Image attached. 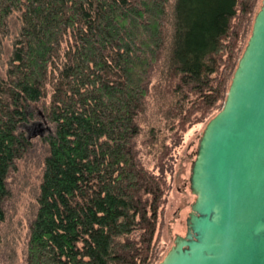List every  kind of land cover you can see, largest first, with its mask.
<instances>
[{
	"label": "trees",
	"instance_id": "16d2710c",
	"mask_svg": "<svg viewBox=\"0 0 264 264\" xmlns=\"http://www.w3.org/2000/svg\"><path fill=\"white\" fill-rule=\"evenodd\" d=\"M172 1L0 0V30L15 11L23 23L0 79V223L9 179L32 145L21 128L39 115L35 105L55 125L26 264L156 261L167 163L159 156L149 169L137 143L154 75L165 57L163 88L173 98L165 117L178 146L179 132L223 108L259 3L174 0L170 12Z\"/></svg>",
	"mask_w": 264,
	"mask_h": 264
},
{
	"label": "water",
	"instance_id": "95a60500",
	"mask_svg": "<svg viewBox=\"0 0 264 264\" xmlns=\"http://www.w3.org/2000/svg\"><path fill=\"white\" fill-rule=\"evenodd\" d=\"M190 190L187 232L159 264H264V0L199 141Z\"/></svg>",
	"mask_w": 264,
	"mask_h": 264
},
{
	"label": "rangeland",
	"instance_id": "374dc122",
	"mask_svg": "<svg viewBox=\"0 0 264 264\" xmlns=\"http://www.w3.org/2000/svg\"><path fill=\"white\" fill-rule=\"evenodd\" d=\"M173 3L174 0L169 6L170 12ZM261 6L262 0H259L251 22L241 34L242 54L251 37L254 19ZM171 22L172 18L167 25L170 35L173 31ZM22 26L21 12L15 11L9 16L6 29L0 30V79L7 77L9 63ZM70 41L67 37L63 42L61 54L65 53ZM164 61L165 57L154 75V88L148 98L146 112L140 119L143 132L137 141L139 156L149 169L156 167L159 156H164V162L167 163L169 190L166 207L159 219L157 258L154 264H159L165 258L177 235L184 236L187 232L186 221L191 211V204L196 199L190 190L191 168L207 124L222 110L221 106L204 122L192 127L188 126L186 131L179 132L178 137L181 139V144L175 146L173 135L177 128L174 127L175 123L165 117V112L168 113L173 98L166 95L163 88L166 77ZM51 96L52 88L49 87L45 99L47 103L50 102ZM42 109L43 102L35 105V110L39 112V115L37 114L21 128L30 137L32 145L27 154L18 161V170L9 179L12 196L6 202V219L0 223V264H26L30 224L38 210V195L45 160L49 153L46 138L55 130V125L42 115ZM151 133L156 134V142L149 141ZM167 145L170 146L171 151L165 150Z\"/></svg>",
	"mask_w": 264,
	"mask_h": 264
}]
</instances>
